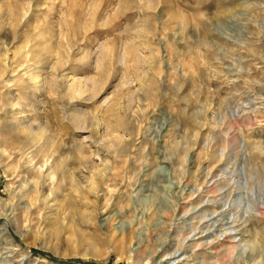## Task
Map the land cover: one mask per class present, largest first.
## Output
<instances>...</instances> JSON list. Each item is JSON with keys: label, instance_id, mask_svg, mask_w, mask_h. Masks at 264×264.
<instances>
[{"label": "rangeland", "instance_id": "rangeland-1", "mask_svg": "<svg viewBox=\"0 0 264 264\" xmlns=\"http://www.w3.org/2000/svg\"><path fill=\"white\" fill-rule=\"evenodd\" d=\"M0 264H264V0H0Z\"/></svg>", "mask_w": 264, "mask_h": 264}, {"label": "bare ground", "instance_id": "bare-ground-1", "mask_svg": "<svg viewBox=\"0 0 264 264\" xmlns=\"http://www.w3.org/2000/svg\"><path fill=\"white\" fill-rule=\"evenodd\" d=\"M41 79V78H40ZM41 81V80H40ZM40 81H37L36 83H40ZM44 83H45V80L43 81ZM42 82V83H43ZM49 83V82H48ZM46 84V83H45ZM45 84H43V85H45ZM49 86H50V84H49ZM50 87H52V86H50ZM54 88H55V86H54ZM44 169H45V171H43V169L40 171L41 173H47V174H50L51 173V168H50V166L49 165H44ZM24 185V184H23ZM123 236L120 238V242H123ZM121 256V255H120Z\"/></svg>", "mask_w": 264, "mask_h": 264}]
</instances>
